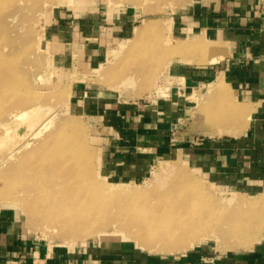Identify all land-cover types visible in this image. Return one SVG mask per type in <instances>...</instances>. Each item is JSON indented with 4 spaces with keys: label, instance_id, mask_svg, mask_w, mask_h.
<instances>
[{
    "label": "crops",
    "instance_id": "crops-1",
    "mask_svg": "<svg viewBox=\"0 0 264 264\" xmlns=\"http://www.w3.org/2000/svg\"><path fill=\"white\" fill-rule=\"evenodd\" d=\"M258 2L187 0L170 17L172 40L204 49H187L159 71L151 96L146 94L151 100L142 104L124 100L109 62L110 53L134 38L132 7L96 4L51 14L45 50L73 108L98 126L108 178L136 183L156 161L176 153L211 180L240 186L251 199L264 194V12ZM0 264H264V230L251 248L225 254L202 243L173 255L145 253L124 241L68 249L32 238L4 210Z\"/></svg>",
    "mask_w": 264,
    "mask_h": 264
},
{
    "label": "rangeland",
    "instance_id": "rangeland-1",
    "mask_svg": "<svg viewBox=\"0 0 264 264\" xmlns=\"http://www.w3.org/2000/svg\"><path fill=\"white\" fill-rule=\"evenodd\" d=\"M2 1H4V3L6 4L2 5ZM9 1L12 3L11 6ZM16 1H20V2L22 1V2L17 3ZM186 1L187 0H37V2L32 4L29 0L27 1L8 0V3L6 2V0H1L0 17L2 19L0 18V36L2 38H0V40L3 41H0V46H2V50L0 51L2 52L0 53V55L2 54L1 55L2 57L0 58L3 59L8 58V59H5L4 61L0 59V68L4 64V67L1 68L2 70L0 69V73L4 74L3 75L4 77H0V81L2 82L0 83L1 86H4V84L7 85L13 83L14 88L12 87L13 89L12 95L10 94L11 92L9 93L7 92L8 95H6L7 93L5 94L4 92L3 93L5 95H3V93L0 95V101H2L0 102V106H1L0 127L2 126L0 129H2L3 132L5 128L6 131V133H3V137H1L2 133L0 135V141H1L0 142V211L5 210L10 212L18 221V224L22 226L24 230L27 231L32 238L41 242H45L49 246L56 245L68 249H73L79 245H82L90 241H94V242L124 241L130 243L131 245L136 246L137 237L135 236L136 234L135 228H140L143 226L142 219L140 220V218H137L141 215L136 216L137 214L135 213L126 214L124 213V211L128 209L129 204L130 205L136 203L142 204V202L144 201L143 199L146 198L149 199L145 200V204L149 205L151 209V211L148 212V215H146V217L147 216L150 217L149 215L158 216L160 215V213H169L170 215L169 218L174 219V217L177 214L181 213L185 208L188 207L191 210H194L195 213L197 214L206 213L207 216L208 214H211V216L209 215V217L212 220V222L216 224L212 231L217 235L219 234V231L222 230L223 227L225 226L226 221L229 222L236 221L242 215H247L248 213L251 214L253 212L246 210V208L242 209L236 207L234 202L240 199H244L245 201H254L258 199L255 198L251 199L246 194V192L241 190L240 186L235 187V186L227 185L224 182L220 183L218 182L219 180H214V181L211 180L210 178H208L207 175L202 174L201 172L196 170L191 162H187V160L184 159V157L182 156L178 157L176 153H173L166 158H162L161 160L156 161L153 164V166L150 168L146 177L136 183H132V182H126L127 184L119 183L114 181L113 179L108 178L101 169V162H100L101 160H100V151H99L100 146L98 145V133H99L98 126L93 121H90L85 117H83L81 114H78V111H76L73 108L71 104V99L67 84L62 78V74L56 72V70L50 64L48 54L45 50V44L43 41L44 28L48 23L51 14L60 8L61 9L67 8L70 11H74L85 7H86L85 9H87L96 4L107 6L110 9L115 7L119 8L125 6L132 7L131 9L132 10L134 9V11H136L137 14V18L135 22L136 30H141L145 24H149V26L151 25V29L147 30L148 32L146 31V33H144L145 31H143L141 35L139 34L138 39L140 36L141 37L140 40L137 39V41L135 40L136 39V30H135L134 38L132 40L120 44V46H118L115 52L110 53L109 62H113L115 68V78H118V80L120 81V82L118 81V83L120 84V87L118 88L119 92L121 91L123 93V96L127 94V98L124 100L130 103L132 101L134 102L136 101L139 104L140 103L142 104L147 100H151V97H147L148 95L146 94H149L151 96V93L154 90L153 88L156 85L154 81L155 80L154 77L156 74H158L159 71H161L160 66L164 62V60H166L169 57V55H167L168 53L166 50L176 46V43H174L171 37L172 18L170 17ZM26 2L28 5H26ZM24 4L25 6H23ZM15 8L17 9L15 10ZM10 11L14 12V13L12 12V15L13 14L16 15H14L15 17L9 18L10 20H8V15L7 16L4 15L7 14L8 12H9L8 14L10 15L11 14ZM5 24L8 25L6 26ZM16 27L17 30L15 29ZM11 31L12 33H9ZM34 31L35 33L33 34ZM3 33L5 34L7 33V36H5V34ZM1 34L4 35V37ZM12 57L15 60L13 62H11ZM174 58L175 57L169 58L170 62H168L167 64L168 66L171 63H173ZM9 60L11 63L9 62ZM7 63H10L11 66L12 65L14 66L13 69L16 70L15 73H13L14 72L13 69L11 70L12 67L10 66V64L9 67L6 68L8 66ZM12 63H16V64H12ZM7 69L11 71L9 72V70ZM140 70H144V72L147 71V74L144 73L145 75H142L140 77L138 74V71ZM15 75L16 77H18L19 75L18 77L19 79L17 78L18 81L15 79ZM128 77H133V80L135 79V81L132 82V84L131 82L123 83V80L127 79ZM2 78L8 80L3 79L5 80L3 81L1 80ZM13 78L14 80L12 82ZM145 81H149L147 87L142 86V84H145ZM16 88L18 89V91ZM140 91L143 92V94L145 95L142 96V94H138L140 93ZM13 94L14 95L18 94V95L14 96ZM9 95L11 96L9 97ZM140 95L142 96L141 99L134 100V98H137V96ZM9 99L10 101H8ZM24 110L25 112L27 111L24 117L22 116L20 117V119H16V120L11 117L14 114V112L22 114V111L24 113ZM12 119H14L13 120L14 122L12 121ZM2 123L5 124L3 125ZM43 123H44V127H47L45 128V130H43L44 128L40 129L42 128ZM73 123L75 125H73ZM71 125H73L72 129H71ZM6 129L10 130V132ZM39 129L42 131H40ZM35 132H37L36 135L37 137L35 136L36 134ZM56 139L59 141L56 142ZM20 142L21 143L24 142V144L26 142V144L29 145L25 147L22 150V152L16 148L18 147V145L22 146ZM73 143L74 145H72ZM54 145L55 147H52ZM62 145L65 147L67 146L66 148L73 147V151H71L70 153H73V155L75 156L77 153V156H81L83 158L82 162L83 161L84 162L82 164L87 165L90 170L89 177L91 178L92 181H89V183H91L89 184V186L92 188V190L94 189L96 184L103 185L106 187H110L111 185L124 184L123 187L122 186L120 187L129 191L146 192V196L143 199H138L135 200L134 202H132L131 199L128 200L126 198H117V199L114 198L115 200L113 203L112 201L113 198H106L105 196H102V199L100 197V202L102 205L94 206L99 208L100 212H104L101 215L102 217H100L101 219H103L102 223L104 227L112 228L114 225V227L118 226L119 228L122 225L129 226L130 225L129 223H132L131 227L133 228V231L132 228L130 231L129 227H126L125 229L123 228V231H121L120 233L119 232L114 234L104 233L105 235L103 234V236L99 232L95 234V235L98 234L101 235L100 238H91L90 236L89 237L77 236L70 238L69 234L71 233H69L67 230L60 231L54 227L53 222L49 220V218L53 216L46 217L44 215L39 214L38 211L33 207L34 203L30 204V202H33V200L31 201L32 197L33 199H35L33 196V192L31 196V191L33 190L30 189H32L33 187L29 186L28 187L29 191H28L27 190L28 188L25 190L23 189L24 187L22 188V186H27V183H25L27 182L26 178L29 176V172L33 170L31 168L33 167L32 165L34 164L35 166L34 161L38 162L39 160L38 154L41 150L50 148L52 150L54 149L53 150L54 152L60 153L59 149L63 147ZM11 150L15 151L16 153V155L12 157L13 160H16L13 163V165L16 167V165L18 164L16 167L18 172L16 173L15 171L17 170L15 169V167L12 164L9 167V165L7 164V163H11V159L10 160L7 159L6 161V156L8 155L9 151L11 152ZM42 160L43 161H41L40 159L39 162L43 163L45 160L47 161L44 162V164L46 165L40 163L42 167L43 166L47 167L51 165L50 157H47ZM52 160L54 161V159ZM4 161L6 162V164ZM29 163H32V165ZM20 165L23 166L21 167ZM176 165H181L190 175L194 176L197 180H200V186L202 187V189L211 192V194H213L211 195L212 198H207L203 196V198H201V200L198 201L197 206L193 208V206L191 205L190 196L193 195L195 190L190 187H187L186 184H183L181 182V180L176 179V177H174L175 176L174 174H173L174 176L172 177V174H167L163 172V168H169V166L174 167ZM25 166H27L28 169ZM7 168L12 171L7 170ZM160 168H161L160 170L161 172L159 171ZM44 169H46L47 171L49 168L48 169L44 168ZM156 173L160 174L159 177L161 178H159L158 182L155 183L154 185L151 184V186L146 187V184H148L147 182H150ZM164 174L168 178L164 176ZM31 175L30 177H28V180L31 179ZM54 176L53 177L48 176L46 177V179L51 177L49 178V180L52 179L54 180L56 177ZM169 176L172 179H169ZM21 178L22 179L24 178L23 182L25 180L26 181L24 183L20 182L22 181ZM48 182L46 184L47 186H50L51 182L49 183ZM28 185H30V183ZM22 189L23 192L19 191ZM188 189H191V191ZM24 191L27 192V195L24 194L26 193ZM148 192L150 193L148 194ZM9 194L10 196H8ZM17 195H18L17 198L18 201L17 199L15 201V197H17ZM28 195L31 196V198L28 197ZM12 196L15 197L12 198ZM8 197L11 198L8 199ZM19 197L21 200L19 199ZM21 197L24 198V200ZM26 199H28L27 202ZM103 199L104 201H106L107 199V201L103 202ZM50 201L52 200H49V203ZM28 203L31 206L28 207L27 206ZM114 204H116V208H113L115 206ZM107 206L110 207L111 209L108 208ZM105 207H107L108 209ZM259 214H261V212H259ZM128 235L129 238H126L128 237ZM219 242L220 241H216L215 239L213 240V238H207V239H202L199 243L208 244L210 247L215 249L217 253L220 254L242 252L244 251V249L246 250V248L243 246L238 247L237 249H232L227 245L228 248H226L227 247L226 245L222 246L223 244H220ZM137 244H139V247L136 246L138 250H142L143 252L145 253L148 252L150 254L173 255L183 252L180 251V252L168 254L165 252L152 251L149 249V246L147 244H144V247L141 246L140 243L138 242Z\"/></svg>",
    "mask_w": 264,
    "mask_h": 264
},
{
    "label": "bare ground",
    "instance_id": "bare-ground-1",
    "mask_svg": "<svg viewBox=\"0 0 264 264\" xmlns=\"http://www.w3.org/2000/svg\"><path fill=\"white\" fill-rule=\"evenodd\" d=\"M11 1H14V0H11ZM29 1L32 4L37 2V0H29ZM0 2H1V0H0ZM6 2L8 3V0H6ZM16 2L19 3L20 1H16ZM9 3H10V6H11L12 3L10 1H9ZM3 4H6V3H4V1H2V5ZM26 5H28L27 2H26ZM23 6H25V4ZM0 7H1V5H0ZM16 9L17 8H15V10ZM10 10H12V9H10ZM12 12H11L10 15L8 14L9 13L8 12L4 16L8 15V20H10L9 18H13V17H15L14 15H16V14L12 15ZM10 23H12V22H10ZM17 24H19V23H17ZM3 28H4V26H3ZM15 29L17 30V27ZM149 29H151V25L149 26V24H145L144 27H142L141 30H136V39L135 40L137 41L139 34L141 35V33H143V31H145L144 33H146V31L149 30ZM24 31H25V29H24ZM20 32H21V30H20ZM9 33H12V31L9 32ZM34 33H35V31L33 32V34ZM3 34H5V33H3ZM21 34H22V32H21ZM2 36L4 37V35H2ZM5 36H7V33L5 34ZM140 37H139L138 40H140ZM0 38H2V37L0 36ZM0 41H3V40H0ZM193 44H191V45H188V44H185V43L177 44L175 47L169 48L168 50H166L167 53H168L167 55H169V57L166 60H164V62L161 64V66H160L161 71H163V72L167 71L166 70L167 67H168L167 64H168V62H170V60H169L170 57L171 58H173V57L177 58V56L182 54L183 51H185L187 49H191V48L204 49V47L202 45L200 46V45H195V44L193 45ZM0 48H1L0 49V51H1L2 50V46H0ZM28 49H30V48H28ZM28 49H27V51H28ZM3 50H4V48H3ZM0 53H2V52H0ZM3 53H4V51H3ZM24 53H25V50H24ZM1 55H0V57H2ZM0 59L2 61H4L5 59H8V58H5V59L0 58ZM11 59H12L11 62L15 61L13 57ZM214 61H215V59L212 60V62H214ZM9 62H10V60H9ZM10 63H7L8 66L6 68L9 67ZM12 64H16V63H12ZM10 66H11V64H10ZM2 67H4V64L2 65ZM11 67L10 68L12 70L14 66L12 65ZM15 67H17V66H15ZM7 70H9V69H7ZM11 70H9V72ZM103 70H105V69H103ZM15 71L16 70H14V72L13 71L12 72L15 73ZM1 72H3V71H1ZM6 72H8V71H6ZM12 72H11V74H12ZM142 72L145 73L144 71H142ZM0 75H1L0 77H4L3 76L4 74L0 73ZM16 75H15V79L17 80L19 75H18V77H16ZM143 75H145V74H143ZM13 77H14V74H13ZM3 79H5V78H2L1 80H3ZM5 80H8V79H5ZM5 80H3V81H5ZM13 80H14V78L12 79V82H13ZM134 81H135V79L133 80V77H128L127 79L123 80V83L131 82V84H132V82H134ZM1 83H0V95L3 92L5 94L7 92L8 93L11 92L10 94L12 95V90H13L12 87H13L14 84L13 83L12 84H7V85L4 84V86H1ZM123 85H125V84H123ZM17 91H18V89H17ZM4 93H3V95H5ZM8 93L6 95H8ZM3 95H2V97H3ZM11 95H9V97ZM16 95H18V94H16ZM16 95H14V96H16ZM14 96H12V97H14ZM20 97H22V96H20ZM5 99H7V98H5ZM10 99L8 101H10ZM0 102H2V101H0ZM0 108H1V106H0ZM30 108H31V106H30ZM200 111H202V110H200ZM16 112H18V111H16ZM26 112H25V110H24V113L22 111V114L14 112V114L12 113L13 115L11 114L12 115L11 117L14 118L15 120L16 119H20V117H22V116L24 117ZM40 112H41V110H40ZM222 116H224V115H222ZM32 118H34V117H32ZM14 119H12V121ZM17 121H15V122H17ZM41 121H40V123H41ZM224 121H225V119H224ZM8 122H9V120H8ZM227 122H225V123H227ZM76 123H78V122H76ZM73 125H75V124L73 123ZM73 125H71V129H72ZM28 126H30V125H28ZM45 128H47V127H44V123H43V126L40 129L45 130ZM8 129H6V130H8ZM0 130H1L0 131V135L2 133L1 137H3V133H6L5 128H4L3 132H2V129H0ZM10 130H11V128H10ZM10 130H8V131L10 132ZM40 131H42V130H40ZM213 132L211 131V133H213ZM35 133H36L35 134V136H36L37 132H35ZM38 133H39V131H38ZM59 133H61V132H59ZM66 138H68V137H66ZM65 140H67V139H65ZM57 141H59V140L56 139V142ZM25 144H26V142H25ZM25 144H24V142H22L21 143L22 146L18 145L19 148L18 147H16V148L19 149V151L22 152V150L25 147L29 146L28 144H26V145ZM63 144H64V142H63ZM72 145H74V143ZM52 147H55V145L52 146ZM66 147L63 146L61 149H59L60 153H58V152L56 153V152L53 151L54 149L52 150L50 148L41 150L39 152L38 158H39V160L41 159V161H43L42 159H45L47 157H50L51 161H53L52 159H54L53 162L50 161V163H51L50 166H47V167L43 166L42 167V165H40V163H42V162H39V160H38L39 164H38L37 161H34L35 166H34V164L32 165L33 162L29 163V164H31L33 166V167H31V165H30V167L33 170L30 171L32 173H30L29 170H28V172H29V176L28 177H30V175L32 174L33 177L31 175V179H34V180H31V179L28 180V177H27L26 178L27 182H25L26 180L24 181L25 183H27V186H22V188L24 187L23 189L26 190L29 186L33 187V188L30 187V188H32L30 190H33V191H31V196H32V192H33V196H34L35 199H33V197H32L31 201L33 200V202L29 201L30 204L34 203L33 207L38 211L39 214L44 215L46 217L53 216V217H50L49 220L51 222H53L54 227L57 228L60 231L67 230L69 233H71V234H69L70 238L71 237H77V236H86V237L90 236L91 238H100L101 235H99V234L95 235V234H97L99 232L103 236L104 233L105 234H110V233L114 234V233H117V232L120 233L121 231H123V228L125 229L126 227H129V229L131 231V228H132L131 224L132 223H129L130 224L129 226L122 225L119 228H118V226L114 227V225H113L112 228L104 227V225L102 223L103 219L100 218V217H102L101 215L104 212H100L99 208L94 207V206L102 205L101 202H100V197L102 199V196H105L106 198H113L112 199L113 203H114V200L117 199V198H126L128 200L131 199L132 202H134L135 200L143 199L146 196V192L145 191H140V192L129 191V190H126L124 188H121L120 186L123 187L124 184L111 185L110 187H106V186H103V185L96 184L94 189L92 190V188L89 186V184H91V183H89V181H92L91 178L89 177L90 176L89 167L87 165H83L82 164L84 162V161L82 162L83 158L81 156H77V153H76V156L73 155V153H70L71 151H73V147L72 148H66ZM33 149H35V148H33ZM38 151H39V149H38ZM17 152H18V150H17ZM32 152H33V150H32ZM15 155H16L15 151L11 150V152L10 151L8 152V155L6 156V161H7V159L8 160L11 159V163H7L9 165V167H10L11 164L13 165V163L16 161V160H13V158H12ZM3 160H4V158H3ZM12 160H13V162H12ZM44 162L42 164H44ZM5 164H6V162H5ZM29 164H27V165H29ZM17 165H16V167H17ZM44 165H46V164H44ZM20 166L22 167L23 165H20ZM172 166H169V168H163V172H165L167 174H172V177L175 175L174 177H176V179L181 180V182L183 184H186L187 187H190V188L195 190L193 195L190 196L191 205L193 206V208L195 206H197L198 201L201 200V198H203V196L207 197V198H212L211 195H213V194H211V192H208V191L202 189V187L200 186V180H197L194 176L190 175L185 170L184 167H182L181 165H176L174 167H172ZM16 167H15V169H16ZM25 167L27 168V166H25ZM44 168H47V169L49 168V169L46 171V169H44ZM11 169H12V167H11ZM7 170H9V169L7 168ZM160 170H161V168L159 169V171ZM9 171H12V170H9ZM25 171H26V169H25ZM16 172H18V170L15 171V173ZM5 174H6V172H5ZM12 175H13V173H12ZM48 176H52V177L54 176L55 179L54 180L53 179L49 180V178H51V177L46 179V177H48ZM159 176H160V174L156 173L154 175L153 179L151 181L149 180L150 182H147L148 184H146V187L151 186V184L154 185L155 183H157L158 179L161 178ZM164 176H166V175L164 174ZM162 178H163V176H162ZM23 179L21 178L22 181H20V182L24 183ZM169 179H172V178L169 176ZM173 179H175V178H173ZM46 181L47 182L48 181L51 182V185L47 186V184H46L47 182ZM29 183H30V185H28ZM22 185H25V184H22ZM9 189H10V187H9ZM23 189L19 190V191L23 192ZM27 190L29 191V188ZM188 190L191 191V189H188ZM22 192H20V193H22ZM24 192H26V191H24ZM149 193L150 192H148V194ZM24 194L27 195V192L24 193ZM8 196H10V194ZM31 196L28 195V197H30V198H31ZM14 197L12 196V198H14ZM10 198L11 197H8V199H10ZM17 198H18V195H17V197H15V201H16ZM256 198H260V199L254 200V201H245L244 199H240V200L235 201L234 203H235L236 207H239V208H242V209L246 208V210L253 211V212L251 214L248 213L247 215H242L236 221H231V222L226 221V223L224 222L225 226L223 227L222 230L219 231L218 235L212 231L216 224H214L212 222V220L210 219L209 215L211 216V214H208V216H207L206 213L205 214L204 213H200V214L198 213L197 214V213H195L194 210H191L188 207L185 208L181 213L177 214L174 217V219L169 218V216H170L169 213H160V215H158V216L149 215L150 217H148V216L146 217V215H148V212L151 211L149 205L145 204V200L149 199V198H146V199H143L144 201L142 202V204L141 203L140 204L136 203L137 205L136 204H132V205L129 204L128 209L126 211H124V213H126V214L127 213H135V214H137L136 216L141 215V216H139L137 218H140V220L142 219L143 226L140 227V228H135V231H136L135 236L137 237L136 238L137 239L136 240V246H138V247H139V244H137V242L140 243V245L143 246V247H144V244H147L149 246V249L152 250V251H159V252H165V253L170 254V253H175V252H180V251H186V250L194 247L202 239L213 238V240L215 239L216 241H220L219 243L223 244L222 246H224V245L227 246L228 245L232 249H237L238 247H242L243 246V247H245L247 249V248H251L253 246V244L256 242V240L258 239V237L261 235L262 231L264 230V220H263L264 219V214H263L264 213V194H262V195H260L259 197H256ZM19 199H20V197H19ZM22 199L24 200V198H22ZM126 199H125V201H126ZM27 200L28 199H26V202H27ZM49 200H52V201H50V203H49ZM17 201H18V199H17ZM106 201H107V199H106ZM106 201H104V199H103V202H106ZM119 202H118V204H119ZM107 205H109V204H107ZM114 205H113L114 206L113 208H116V204H114ZM27 206L29 207L31 205H29V203H28ZM107 207H105V208H107ZM108 208H110V207H108ZM29 211H31V210H29ZM259 212H261V214H259ZM55 213H57V214H55ZM261 215H262L263 219H262ZM219 221H217V222H219ZM132 231H133V228H132ZM124 237H126V236H124ZM126 238H129V235ZM133 239H134V237H133ZM228 246L226 248H228Z\"/></svg>",
    "mask_w": 264,
    "mask_h": 264
},
{
    "label": "built area",
    "instance_id": "built-area-1",
    "mask_svg": "<svg viewBox=\"0 0 264 264\" xmlns=\"http://www.w3.org/2000/svg\"><path fill=\"white\" fill-rule=\"evenodd\" d=\"M258 7L260 11L264 12V0H259Z\"/></svg>",
    "mask_w": 264,
    "mask_h": 264
}]
</instances>
